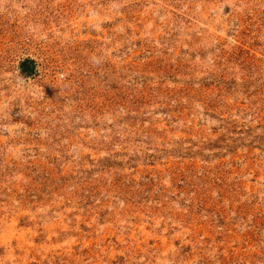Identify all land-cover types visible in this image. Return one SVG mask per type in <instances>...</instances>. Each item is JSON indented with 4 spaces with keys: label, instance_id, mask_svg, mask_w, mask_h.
<instances>
[{
    "label": "rangeland",
    "instance_id": "obj_1",
    "mask_svg": "<svg viewBox=\"0 0 264 264\" xmlns=\"http://www.w3.org/2000/svg\"><path fill=\"white\" fill-rule=\"evenodd\" d=\"M0 264H264V0H0Z\"/></svg>",
    "mask_w": 264,
    "mask_h": 264
},
{
    "label": "trees",
    "instance_id": "obj_2",
    "mask_svg": "<svg viewBox=\"0 0 264 264\" xmlns=\"http://www.w3.org/2000/svg\"><path fill=\"white\" fill-rule=\"evenodd\" d=\"M22 66L24 67V64L22 63ZM24 70L25 71H29L30 70V67H24Z\"/></svg>",
    "mask_w": 264,
    "mask_h": 264
}]
</instances>
